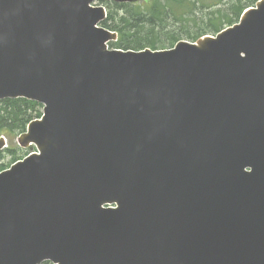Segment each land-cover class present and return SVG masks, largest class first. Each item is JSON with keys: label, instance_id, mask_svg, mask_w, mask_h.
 Segmentation results:
<instances>
[{"label": "water", "instance_id": "1", "mask_svg": "<svg viewBox=\"0 0 264 264\" xmlns=\"http://www.w3.org/2000/svg\"><path fill=\"white\" fill-rule=\"evenodd\" d=\"M94 1L0 0V100L45 104L0 264H264V0L156 51L108 50Z\"/></svg>", "mask_w": 264, "mask_h": 264}, {"label": "trees", "instance_id": "2", "mask_svg": "<svg viewBox=\"0 0 264 264\" xmlns=\"http://www.w3.org/2000/svg\"><path fill=\"white\" fill-rule=\"evenodd\" d=\"M256 1L150 0L142 4L108 3L109 15L103 24L119 32V40L111 43V47L125 50L168 48L180 39L195 41L205 34L221 31L236 22L245 8ZM200 26L204 30H200ZM41 108L40 103L25 98L0 101V134L13 142L31 120L41 116ZM20 151L19 148L8 150L12 156L9 163L21 158ZM4 159L5 154L0 152V171L7 167L2 163Z\"/></svg>", "mask_w": 264, "mask_h": 264}, {"label": "rangeland", "instance_id": "3", "mask_svg": "<svg viewBox=\"0 0 264 264\" xmlns=\"http://www.w3.org/2000/svg\"><path fill=\"white\" fill-rule=\"evenodd\" d=\"M147 1H150V0H136V2H137V4H142L143 2H147ZM120 15V14H119ZM201 16L202 15H200V16H198V20L201 18ZM193 25V24H192ZM201 29H203V27L202 26H200V30ZM192 30H194V28H192ZM204 30V29H203ZM7 138V137H6ZM18 137L16 136L15 138H14V142H13V144L14 145H16V146H18V139H17ZM7 140H8V138H7ZM8 142V145H10V147H12V145H11V143L9 142V141H7ZM20 147V146H19ZM26 150H29L30 152L31 151H33L34 150V148L33 147H28V148H25ZM11 159H12V156L10 155V154H7L6 153V155H5V159L3 160V162L2 163H5V164H8L10 161H11ZM8 166V165H7Z\"/></svg>", "mask_w": 264, "mask_h": 264}]
</instances>
